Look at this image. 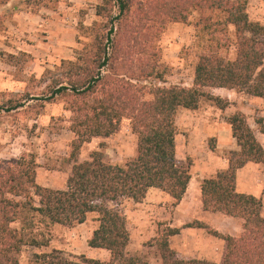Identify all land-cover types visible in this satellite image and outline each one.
I'll list each match as a JSON object with an SVG mask.
<instances>
[{"label":"rangeland","instance_id":"rangeland-1","mask_svg":"<svg viewBox=\"0 0 264 264\" xmlns=\"http://www.w3.org/2000/svg\"><path fill=\"white\" fill-rule=\"evenodd\" d=\"M30 2V11L40 10L47 22L45 37L41 39L43 47L18 49L12 37L8 43L9 49H0V220L5 219L6 214L3 212L15 211L17 216L8 229L12 231L14 241L23 239L19 251L14 252L13 248L10 250L8 242L4 244L5 240L0 235V264H41L40 257L53 250L66 255H83L87 259L108 261L107 251L88 247L87 242L93 232L88 227L95 222L96 215H89L85 224L71 228L46 224L34 212L23 209L25 202L39 207V199L33 189H29L26 184V193H10L9 186H14L16 182L23 183L29 178L26 172L31 173L27 166L30 161L35 162V184L44 188L65 189L71 173L74 163L70 161L69 155L73 134L69 131L70 114L65 110L70 99L46 102L43 100L48 91L46 86L59 73L62 62L75 61L84 50L120 49V56L123 54L127 58L125 72L136 69L138 73L141 64H149L155 65L162 74L161 81L151 78L144 81V85L190 87L200 56L216 55L233 61L235 49H218L213 37L221 36L214 32L211 36L209 32L202 31V19L215 21L219 17L216 12H201L190 6L181 8L174 0H153L150 8L145 6L146 0H132L127 20L122 21L125 28L121 33L119 29L122 23L119 24L115 19L117 8L111 0ZM140 6L146 14L138 12ZM174 11H185L186 20L175 22L166 16L172 15ZM246 12L251 22L264 26V0H248ZM159 15L167 19L165 24L159 20ZM142 25H146L148 30L140 31ZM107 34L110 35L108 42L100 44L101 40H98L99 44H96L97 35L107 37ZM222 37L231 41L233 28L228 27V34ZM25 42L36 44L33 40ZM127 49H144L145 57L139 62L135 61L128 56ZM204 91L210 94L209 89ZM210 95L218 94L211 91ZM143 98L151 99L147 94ZM230 100L236 111L244 115L254 136L256 131L257 141L261 140L264 150V136L256 125L258 119L263 121L261 109L245 93L235 92ZM14 106L19 108L11 110ZM220 110L212 101L202 99L195 112L181 110L175 117L176 158L179 164L188 167L190 176L198 180L211 167L210 155L217 142L212 127H225L228 118L237 113ZM96 151L101 152L104 160L113 165H123L131 160L136 155V138L128 122L121 121L116 133L110 137H95L84 144L79 151L78 162L88 160L90 154ZM229 153L221 155L226 162ZM251 167L240 176L235 189L238 193L260 198L263 205L261 215L264 217V166L251 163ZM194 190V187L189 189V206L182 210H176L172 200L164 202L158 197H153L154 202H149L150 208L141 207L130 200L121 201L119 208L126 217L130 237L126 256L139 257L148 264H161L155 242L170 228L183 233L168 239L170 248L180 259L220 262L224 241L213 233L237 236L241 232L242 220L225 215L218 216L219 220H208L196 204ZM7 200L12 204L7 203ZM29 237H34L42 246L25 242Z\"/></svg>","mask_w":264,"mask_h":264},{"label":"trees","instance_id":"trees-1","mask_svg":"<svg viewBox=\"0 0 264 264\" xmlns=\"http://www.w3.org/2000/svg\"><path fill=\"white\" fill-rule=\"evenodd\" d=\"M30 1L23 0V3L30 6ZM111 1L117 8L115 19L119 24L126 21L132 0ZM247 1L174 0L181 8L190 6L201 12H216L219 17L215 21L202 19V31L209 32L211 36L213 32L221 36L213 37L218 49H235L233 61L216 55L200 56L190 87L144 85L143 82L151 78L161 81L162 74L155 65L149 64H141L138 73L136 69L125 72L127 58L123 54L120 56V49H88L75 61L60 64L59 73L46 86L48 91L43 100L70 99L65 110L70 114L69 131L73 140L69 159L74 164L65 189L53 190L35 184V162L30 161L27 166L31 173L26 172L29 178L9 186L10 193H26V184L33 189L39 199V207L25 202L23 209L34 212L46 224L71 228L85 223L89 215H96L94 221L97 226L87 242L88 247L107 251L109 260L87 259L83 255H66L53 250L40 257L41 264H148L139 257L126 256L130 237L126 217L119 205L125 200L141 203L150 189L166 194L174 206L182 200L190 173L188 167L179 164L176 158L175 117L178 110H196L202 99L212 101L221 110L227 108L229 103L226 100L205 93V89L211 88L234 90L264 101V26L249 20ZM152 5L153 0H146L145 6L150 8ZM142 9L138 7V12L146 14ZM174 12V18L166 16L175 22L186 20L185 11ZM96 14L99 16L100 12L97 10ZM157 17L162 24L166 23L167 19L161 15ZM228 27L233 28L231 41L222 37L228 34ZM124 28L122 23L119 33ZM146 28L142 25L139 30H148ZM109 36L97 35L96 44H99L98 40H101L100 44L108 42ZM126 53L138 62L146 54L144 49H127ZM145 94L151 99H144ZM17 108L14 106L11 110ZM121 121L128 122L136 138V155L131 160L123 165H113L96 151L88 160L78 162L79 151L84 144L95 137L108 138L115 134ZM227 123L238 150L229 153L224 171L201 182V204L204 212L241 219V232L237 236L213 233L224 241L223 257L216 263L180 259L168 242L169 237L177 235L179 230L168 228L155 242L161 264H264L262 201L235 189L238 170L248 163L264 166V150L243 114L235 113ZM256 125L264 136L262 119H258ZM7 203L12 204L8 200ZM3 214L6 215L4 220L1 219L3 221L0 220V235L5 240L4 244L8 242L11 245L10 250L13 248L18 252L23 239L14 241L12 231L8 229L17 213ZM25 242L42 246L34 237Z\"/></svg>","mask_w":264,"mask_h":264},{"label":"crops","instance_id":"crops-1","mask_svg":"<svg viewBox=\"0 0 264 264\" xmlns=\"http://www.w3.org/2000/svg\"><path fill=\"white\" fill-rule=\"evenodd\" d=\"M41 14L42 13L40 10L38 12H31L28 5L23 3V1L21 0H0V49H9L10 46L8 45V43L11 42L12 37H14L16 41L14 43L16 47H18V49H35V48L40 49L41 47H43V45L41 44V39L45 37L44 32H46L47 30V22ZM26 40H33L35 41L36 44L35 45L27 44L25 42ZM209 90H210L209 91L210 94L211 91H215L218 94L215 96L220 97L221 99L226 100L229 103V106L225 108L226 111L229 110H232L233 112L236 111V108L233 107L230 100V96L232 94H235L236 91L228 90L224 88H211ZM219 94H223V96L222 95L220 96ZM249 98L257 105L259 109H261L263 114L262 118L264 122V101L260 98H255L251 96H249ZM181 110L188 112L190 111L185 109H179L178 112ZM195 111L196 110H193L192 112ZM209 130L211 131V128ZM212 131L217 142L214 148V152H212L210 155V160H209V162H211L210 169H208L207 173L204 172L202 173V178L200 180L196 179L195 176L193 175L190 176V181L188 183L186 192L182 200L178 203V205L173 206L176 210H182V208L189 206V203L187 201V195L189 193V189L191 187H194L196 188V190H194V199L196 200V204L200 206L202 215H204L210 221L219 220L218 216L220 215L224 216V215L220 213H211V212L202 211V204L200 201L201 198L200 183L204 179L213 178L217 173L224 171L227 168V162L226 159L223 158L221 155L225 153H229L230 151L237 150V145L235 140L231 136L229 125L226 124V126L222 127L221 129H219L218 127L216 128L212 127ZM255 137L256 139H258V137L256 136V131H255ZM259 142L261 144V140ZM261 145L263 146V144ZM250 168H252L251 163H248L242 169L238 170L236 173V182H239L240 176L244 173L245 170H248ZM158 193L159 194L161 193V195H159ZM153 197L154 198L158 197L160 200H163L164 202L166 200L167 201L172 200L170 197H168L166 194L162 193L161 191L156 189H150L147 192L143 201L141 203H136V204L140 205L141 207L145 206L150 208L151 204L149 202L153 201L152 199ZM88 228H90V230H95L96 223L93 222L92 225H90ZM182 234L183 233L181 231L178 235H175L174 237L181 236Z\"/></svg>","mask_w":264,"mask_h":264}]
</instances>
